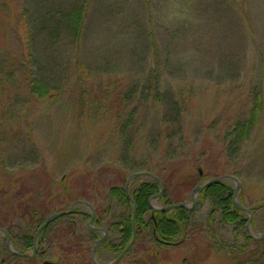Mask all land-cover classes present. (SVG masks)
I'll list each match as a JSON object with an SVG mask.
<instances>
[{"label": "rangeland", "instance_id": "rangeland-1", "mask_svg": "<svg viewBox=\"0 0 264 264\" xmlns=\"http://www.w3.org/2000/svg\"><path fill=\"white\" fill-rule=\"evenodd\" d=\"M80 5L76 39L63 18ZM32 79L52 94H31ZM255 95L263 110L238 144L233 127L248 119ZM172 162L205 173L211 163L235 177V202L252 210L243 212L250 235L247 225L222 222L218 209L208 221L214 206L206 200L179 245L151 257L154 243L138 238L117 264H264V246L247 240L264 233V0H0V208L19 211L16 193L29 182L41 197H58L49 212L66 213L80 196L99 220L90 223L91 210L76 205L79 214L63 215L28 249L19 236L29 225L17 212L10 247L35 261L10 259L0 233V264H93L92 237L104 236L94 229L110 247L121 243L123 207L107 197L120 181L112 180L145 168L168 173ZM148 180L131 179L127 194ZM222 183L234 192L233 181ZM149 205L162 208L158 198ZM119 254L98 246L95 263Z\"/></svg>", "mask_w": 264, "mask_h": 264}, {"label": "trees", "instance_id": "trees-1", "mask_svg": "<svg viewBox=\"0 0 264 264\" xmlns=\"http://www.w3.org/2000/svg\"><path fill=\"white\" fill-rule=\"evenodd\" d=\"M69 8V7H68ZM71 8V7H70ZM67 11V10H66ZM66 13V12H65ZM86 14V8L84 5L73 6L72 10H69L67 14L64 16V20L68 29L72 31L73 36L77 39L80 37L83 26H84V18ZM27 51L29 50L28 45L26 47ZM29 89L31 94L44 98L49 94H52L53 91L49 92L50 88H47L43 82L32 79L30 81ZM252 108L249 112L248 119L244 122H238L234 125L232 130V137H234L235 141L240 144L244 140L247 139L250 131L256 126L259 120V115L261 114L262 108V100L259 95H255L252 102ZM206 173L203 169H196L190 166V169L186 172H182L180 166L177 163L172 162L169 164L168 173L164 168L155 171L154 168H145V172L153 173L160 181L162 185V196L158 199L161 206L168 207L171 205H176L180 203H185L186 194L197 187L200 186L201 183H206L212 179H216L222 177L220 171L214 169V166L211 163H205ZM110 168L106 169V173H108ZM96 178H102V175L99 172H96ZM105 176V175H103ZM94 179V178H93ZM36 182L38 180L34 179ZM33 181V180H32ZM112 181H120L119 184H112L108 187L107 197L111 200H116L121 203L123 207V212L120 215V219L117 225L120 227L121 234V243L119 246L112 245L110 247L109 238H107L103 243L99 244V247L102 249H110L117 253H122L124 249L128 246L132 239V220H133V211L129 213L128 219L125 218L126 209H134L135 208V218H134V229L136 233L135 241L140 238L144 241L146 238L151 239L154 243L157 251L151 254V257H157L159 255V250L167 249L171 247H175L179 245L177 242V238L183 235L186 228L188 227V223L191 217V211H187L184 208H175L173 210H169L166 212H158L150 210V200L152 197L157 195L160 190L158 185L149 179L146 182L141 183L138 188L130 193V197L132 202L127 199L126 194L123 189V185L126 184L125 176L118 177L117 176ZM94 182V181H93ZM96 182V181H95ZM95 182L93 184H95ZM29 183V182H28ZM27 182L23 183L21 189L16 193L15 199H17L19 203V211L16 209H11L9 206L5 209L0 208V228L3 229L9 236L11 241H15L16 238L13 237L11 233V229L15 226L12 222L14 216H16L19 212V216L26 220L29 225L30 232L35 228L34 235L31 236L27 232H22L19 236L23 240L22 247L33 249V241L34 237L39 230V228L44 224L48 217L51 215L60 213L59 212H49L50 206H52L58 200V197H52L51 194H47L46 196L41 197L39 192V187L34 186L31 187ZM64 193H68L65 189L62 190ZM26 192V193H25ZM26 194H31L28 201L24 200V196ZM200 201L204 202L206 200H211L214 206V209L210 212L208 216V221H210L213 212L215 209L221 211L222 222L227 225L234 226H242L247 225V219L244 218V213L241 210H238L232 205L233 191L231 188L224 183H215L206 188H204L200 193ZM78 199H83L80 196L75 198L74 202L79 201ZM56 205V204H55ZM69 211V209H68ZM65 211V212H68ZM150 211L151 215L147 221L144 220L145 214ZM252 212V210H249ZM64 212V211H63ZM76 214H79L77 211H73ZM95 213V212H94ZM96 215V214H95ZM65 218V216H61L53 219L38 235V240L44 239V236L49 233V230L55 225V223ZM95 225H99L98 216L95 217L94 222ZM33 227V228H32ZM96 241L99 238L97 235H93ZM247 240L252 242L258 246H264V239L253 240L250 236H247ZM95 241V242H96ZM135 243V242H134ZM134 243L130 250L125 254L127 255L130 251L134 249ZM15 245V246H14ZM15 247V252L20 254L22 251L18 250V244H13ZM119 254V255H120ZM124 255V256H125ZM262 256L264 255V248L262 249ZM123 256V257H124ZM8 257L12 260H25L28 262L35 261V258H20L14 256L12 254H8ZM122 257V258H123ZM121 258V259H122ZM120 259V260H121ZM27 264V263H22ZM50 264V263H48Z\"/></svg>", "mask_w": 264, "mask_h": 264}, {"label": "water", "instance_id": "water-1", "mask_svg": "<svg viewBox=\"0 0 264 264\" xmlns=\"http://www.w3.org/2000/svg\"><path fill=\"white\" fill-rule=\"evenodd\" d=\"M140 178H148V179H151V180H153L158 185V187L160 189V192L157 195H155L154 197H152V199L160 198L162 196L163 189H162L161 181L154 174H151V173H148V172H140V173H135V174L131 175L127 179V182H126L125 187H124V192H125L126 197H127L128 200H130L132 202V199L127 194V188H128L129 181L131 179H140ZM223 180H231V181H233L236 184V187H235V190H234V195H233V198H232L233 207L236 208V209H238V210H241L242 212L247 213V214H249L251 216L250 211H248L246 208H244L243 206H241V205H239V204H237L235 202V198H236L237 193H238V190L240 188V184H239L238 180L235 177H231V176H222V177H219V178H216V179H212V180L208 181L207 183H205V184H203L201 186L195 187L192 190V192H191V198L193 199V207H192V209H189L187 207V204L186 203H180V204H176V205H171V206H168V207H164L162 209H152V211L166 212V211H169V210H173L175 208H178V207L184 208L186 210H195V209H197V206L199 204H201L200 201H198V200L195 199V195H198L204 188H206V187H208V186H210L212 184H215V183H220ZM76 205H84V206L88 207L91 210V213L92 214H91V221H90V223H93V220H94L95 215H94V212H93V209L91 208V206L88 205L87 203L77 201V202H75L73 204L72 208L75 207ZM72 208L68 212H66V213H57V214H54V215H51L50 217H48L47 220L44 222V224L39 228V230L37 231V233H36V235H35L34 238H37V236L40 234V232L53 219L58 218V217H61L63 215L71 214L73 212V209ZM134 218H135V208H134V211H133V220H132V230H133L132 239H131L130 243L128 244V246L124 249V251H122V253L120 255H118V257L111 264H117L120 261V259L130 250V248L132 247L133 243L135 242L136 233H135V229H134ZM251 221H252V218L250 217L248 219V223H247V232H248V234L250 233L248 228H249V226L251 224ZM95 230L96 231H102V232H104V236H102L99 240H97L95 242L94 246H93L92 253H91V260H92V263L93 264H96L94 258H95V253H96L97 246L100 243L104 242L107 239V234H106L105 231L99 230V229H94V231ZM0 233H2L4 235V237H5V241H6V245H7V248H8L9 253H11L14 256L20 257V258H28L29 257L28 255L14 252L12 250V248L10 247V236L3 229H1V228H0ZM262 239H264V233L259 238V240H262ZM33 247L35 249V243H34Z\"/></svg>", "mask_w": 264, "mask_h": 264}]
</instances>
